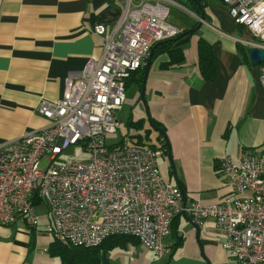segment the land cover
<instances>
[{"label":"crops","instance_id":"obj_1","mask_svg":"<svg viewBox=\"0 0 264 264\" xmlns=\"http://www.w3.org/2000/svg\"><path fill=\"white\" fill-rule=\"evenodd\" d=\"M164 1L145 0L141 10L167 20L171 6L185 9L179 0ZM199 6L189 8L187 26H178L193 28L200 22L177 42L184 59L162 66L169 60L166 52L152 58L144 91L143 84L135 82V94L141 93L144 109L132 114L143 120L144 129L150 128L144 140L149 141L154 130L156 140L151 142L161 141L151 116L166 127L169 152L161 148L158 161L166 182L184 186L185 205L192 200L216 201L228 192L219 165L222 155L238 160L245 150L264 145V83L260 79L264 62L253 63L250 53L244 59L239 47L249 48L247 40L258 37L234 20L224 0H205ZM122 11V4L115 0H0V141L49 123L37 111L41 99L62 97L69 73L101 55L102 38L92 28L104 23L112 29ZM200 38L212 44L219 64V74L212 80L204 77L198 64ZM48 221L46 209L37 225L24 216L10 224L0 223V264L55 262L49 252L55 236L46 229ZM174 225L176 232L164 239L168 246L164 254L130 238L122 246L103 250L102 264H236L235 256L219 242L225 232L212 217L200 227L187 211H181ZM175 234L182 238L179 245H175Z\"/></svg>","mask_w":264,"mask_h":264},{"label":"built area","instance_id":"obj_2","mask_svg":"<svg viewBox=\"0 0 264 264\" xmlns=\"http://www.w3.org/2000/svg\"><path fill=\"white\" fill-rule=\"evenodd\" d=\"M115 1L123 6L117 24L92 28L101 35V55L69 73L62 97L42 98L37 106L49 123L0 141V223L24 216L37 225L36 206L44 202L46 229L60 240L93 245L113 234H133L162 255L174 217L187 211L200 227L207 217L214 219L225 232L218 240L236 264H264V145L245 150L238 160L222 155L219 165L228 192L216 201L185 205L181 187L163 178L161 148L106 142V135L120 126L116 111L127 98L126 77L146 61L155 41L181 30L141 10L145 0L139 7L134 0ZM224 1L234 20L258 37L247 42L264 47V0ZM260 79L264 83V65ZM74 144L88 157L60 160L63 150Z\"/></svg>","mask_w":264,"mask_h":264},{"label":"trees","instance_id":"obj_3","mask_svg":"<svg viewBox=\"0 0 264 264\" xmlns=\"http://www.w3.org/2000/svg\"><path fill=\"white\" fill-rule=\"evenodd\" d=\"M185 6L189 5L188 1L179 0ZM190 5L193 7H189L191 9H199V5L202 7L204 6L205 0H189ZM199 5H198V4ZM196 11V10H195ZM199 22V21H198ZM189 28L181 29L176 35L166 37L160 40L155 41L151 49L152 58L154 59L161 53H167L169 55V60H165L162 63V66H167L170 63L180 62L184 59V52L180 45L177 44L178 40L187 35H182L180 38L178 36L184 31ZM240 51L243 54L244 59H249V52L246 46L239 44ZM147 59V58H146ZM198 64L201 70V73L207 79H215L220 71L219 64L215 57L213 46L211 43L207 42L206 40L200 38L198 41ZM146 69V63L144 62L140 67L131 71L129 76L126 77V86L129 84L130 81H134L142 86L144 81V73ZM151 124L153 127L160 129V143L151 142L144 140V137H149V129H144L143 127V120L142 119H134L132 114L129 115L128 125L134 127L137 132L132 133L130 137L137 135V139L133 140V143H141V144H149L158 148H162L164 151L169 152V138L166 132V127L162 125L159 121H157L154 117H150ZM140 129H144V132H141ZM146 130V132H145ZM126 134L121 137L118 142L111 144L112 146H123L127 142ZM183 191L184 195V186L179 184ZM180 215L178 213L172 222L171 234L176 232V227H174V223L176 218ZM175 228V229H174ZM177 236V241L175 245H179L182 243V238L179 237V234H175ZM130 238H137L133 234H113L105 238V240L99 244L93 245H85L74 243L68 240H60L58 238H54L50 245H49V252L53 256H60L59 262H52V263H33V264H102L105 256L103 255V250L113 248L115 246H122L124 245ZM168 264V263H166Z\"/></svg>","mask_w":264,"mask_h":264},{"label":"rangeland","instance_id":"obj_4","mask_svg":"<svg viewBox=\"0 0 264 264\" xmlns=\"http://www.w3.org/2000/svg\"><path fill=\"white\" fill-rule=\"evenodd\" d=\"M152 4H156L158 1L160 3H163L164 0H146ZM165 2V1H164ZM166 5V4H165ZM189 8L185 6L184 8H179L176 6H171V9L167 11L166 18L167 20L171 21L172 23L176 24L177 26L185 27L189 24L191 16L189 14ZM136 84L134 81H130L129 84L126 86V101L123 104V107H121L118 112L116 111L118 119H120V126L117 128V131L115 133H109L106 135L105 140L108 144H113L115 142H118L123 135H127V142L132 143L133 140L130 138V134L136 132L133 131L132 128H130V125H128V119L130 114H134L135 112H138L139 109H144V101L141 97V93L135 94L136 90ZM146 125L149 124V122H145ZM151 136L148 138L149 141H155L156 140V132L154 130H151L150 132ZM88 157V153L86 150L83 149V147L79 144H74L69 146L68 148L64 149L63 152L60 154L59 159L60 160H68V159H86ZM47 164V159H44L42 161V166H45ZM36 210L41 214L46 210V205L44 202H40L36 206ZM109 254H107L108 256ZM56 261H60V256H55Z\"/></svg>","mask_w":264,"mask_h":264},{"label":"water","instance_id":"obj_5","mask_svg":"<svg viewBox=\"0 0 264 264\" xmlns=\"http://www.w3.org/2000/svg\"><path fill=\"white\" fill-rule=\"evenodd\" d=\"M201 17L204 18V12L203 10H201ZM200 25V22L197 24V26L193 27V28H189L187 30H184L179 36L178 38H180L182 35L191 33L192 31H194L196 29V27H198ZM152 52L153 50L151 49L145 63H146V69H145V73H144V79L147 76L150 64L152 62ZM249 53H250V57L253 63H260V62H264V47L261 46H250L249 47ZM142 91H144V84H143V88ZM105 251H103V255L105 256Z\"/></svg>","mask_w":264,"mask_h":264}]
</instances>
